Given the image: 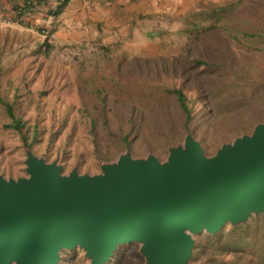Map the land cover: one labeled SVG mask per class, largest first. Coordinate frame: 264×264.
I'll return each instance as SVG.
<instances>
[{
	"label": "rangeland",
	"instance_id": "obj_1",
	"mask_svg": "<svg viewBox=\"0 0 264 264\" xmlns=\"http://www.w3.org/2000/svg\"><path fill=\"white\" fill-rule=\"evenodd\" d=\"M227 1H161L164 12L158 13L162 19L152 35L156 39L140 53L134 52L139 48L133 42L129 52H117L92 42L55 46L40 31L31 33L39 38L36 42L27 34L10 37L0 51V95L22 127L17 132L9 126L11 120L0 104V175L27 177V150L61 165L62 174L73 168L80 174H98L102 162H115L126 151L134 158L153 154L165 161L169 147L183 144L185 136L175 120L172 98L149 89L148 83H173L185 92L192 108L189 131L207 156L223 143L251 134L264 121V54L247 49L220 29L188 32L190 13ZM263 3L245 0L230 21L246 17L264 22V16L257 14ZM195 58L225 67L202 70L194 66ZM98 86L107 91L104 112L99 109L103 94L89 92ZM92 117L96 123L90 127L87 121ZM127 119L133 121L128 148L121 152L114 148L110 160H98L99 151L113 147L105 137L127 131ZM89 131L98 136V149ZM170 139L174 141L168 143ZM192 238L189 264H264V213H252L244 223L227 222L215 234L201 231ZM140 246L137 242L117 246L105 264H145ZM59 256L56 264H90L79 247L62 249Z\"/></svg>",
	"mask_w": 264,
	"mask_h": 264
},
{
	"label": "water",
	"instance_id": "obj_2",
	"mask_svg": "<svg viewBox=\"0 0 264 264\" xmlns=\"http://www.w3.org/2000/svg\"><path fill=\"white\" fill-rule=\"evenodd\" d=\"M168 151H126L90 175L27 150V177L0 175V264H56L76 247L105 264L131 242L145 264H189L193 234L264 213V121L212 156L190 133Z\"/></svg>",
	"mask_w": 264,
	"mask_h": 264
},
{
	"label": "crops",
	"instance_id": "obj_3",
	"mask_svg": "<svg viewBox=\"0 0 264 264\" xmlns=\"http://www.w3.org/2000/svg\"><path fill=\"white\" fill-rule=\"evenodd\" d=\"M23 1L0 0V51L2 44L10 37L16 38V34H27L36 42L39 38L31 33L46 29L49 43L55 46L92 42L129 52L133 42L139 48L134 52L140 53L156 39L152 35L162 19L158 13L164 12L163 0H66L58 12V0H47L46 5L27 17V26H22L16 22L15 10Z\"/></svg>",
	"mask_w": 264,
	"mask_h": 264
},
{
	"label": "trees",
	"instance_id": "obj_4",
	"mask_svg": "<svg viewBox=\"0 0 264 264\" xmlns=\"http://www.w3.org/2000/svg\"><path fill=\"white\" fill-rule=\"evenodd\" d=\"M244 1L245 0H229L224 5L211 9L204 8L203 10L190 13L188 15L190 18L189 24L192 27L188 29V32L195 33L197 35V34L206 33V31L220 29L224 33H226V35H228L231 39L235 40L236 42L246 47L247 49H252L264 54V22H256V21L254 22L253 21L254 19L246 18V17H244L241 20V22L236 21L235 18H233V22H231L229 19V17L232 16L233 13L235 14L236 10L240 6H242V3ZM65 3L66 0L60 3L56 8L57 11L55 12H58V10H60L65 5ZM257 14L264 16V3H263V10L259 11ZM192 62L195 67L201 68L202 70H205L206 66H212L216 68L225 67L220 62H219L220 64L215 65L213 62L201 58L198 59L195 58L192 60ZM90 85L91 84L87 83L85 86H90ZM147 86L149 89L156 88V90H159V93L163 97L172 98V105H174V109L177 113L175 120L179 123L181 132L184 134V136L187 133H190L192 135V133L189 131V122L192 118V108L189 105V99L185 94V92L181 88L174 86L173 83L166 84L165 82H161L156 85H152L148 83ZM98 88L101 90L98 91ZM89 92L92 94H97V93L103 94L102 104L100 105L99 109L102 112H104L107 107L106 105L107 91L104 89L103 86H98L96 89L89 90ZM120 92L126 94L125 89L120 90ZM0 104H2L4 110L6 111V114L11 120L9 126L15 131L20 132L22 127L21 120L18 117L14 116L11 105L7 101H5L1 97V95H0ZM102 118L104 119L105 117L103 116ZM87 122H88L87 123L88 126L93 127L94 124L96 123V117H92V119H89ZM132 123H133L132 119H127L126 124L129 127L127 131L119 132V133H110L108 134L107 137H105V140L107 139L111 140L113 147L112 146L109 147V149L105 153L103 152L101 153L99 151L98 160L101 159L110 160L111 153L114 148L118 152H121L128 148L129 133H130V129H132L133 127ZM105 125L108 124L105 123ZM89 138L91 143L93 144V147L95 149H98L97 148L98 136L93 131H89ZM22 139H24V137H22ZM68 139L69 138L66 137L65 141H68ZM173 141L174 140L170 139L168 140V143H172ZM28 147L31 148L32 145L29 144Z\"/></svg>",
	"mask_w": 264,
	"mask_h": 264
},
{
	"label": "built area",
	"instance_id": "obj_5",
	"mask_svg": "<svg viewBox=\"0 0 264 264\" xmlns=\"http://www.w3.org/2000/svg\"><path fill=\"white\" fill-rule=\"evenodd\" d=\"M62 2H64V0H58L57 4L59 5ZM46 4L47 0H24L15 10L16 22L22 26H27V17L34 13L38 8L43 7ZM0 11H2L1 7ZM5 22L9 23L10 21L6 20ZM40 33L44 36L46 34V30L42 29Z\"/></svg>",
	"mask_w": 264,
	"mask_h": 264
}]
</instances>
